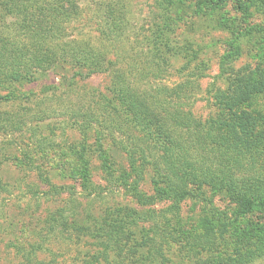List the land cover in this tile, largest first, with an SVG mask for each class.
Returning a JSON list of instances; mask_svg holds the SVG:
<instances>
[{
	"label": "rangeland",
	"instance_id": "374dc122",
	"mask_svg": "<svg viewBox=\"0 0 264 264\" xmlns=\"http://www.w3.org/2000/svg\"><path fill=\"white\" fill-rule=\"evenodd\" d=\"M161 1L0 0V36L12 46L8 56L14 55L7 59L13 69L0 72V114L11 128L0 131V264H264V207L236 217L246 207L202 189L206 203L186 200L164 213L171 202L141 205L117 178L129 174L119 142L126 143V136L110 139L108 125L114 123L99 120L106 110L90 103L101 95L111 99L116 83L166 97L169 109L201 123L205 132L219 131L241 151L248 146L250 152L239 153L246 162L256 160L264 178L259 126L224 136L216 99L239 95L251 78L264 81V14L237 11L230 0L201 7L199 0H183L168 18ZM86 48L94 52L90 65L102 72L77 65ZM31 63L43 68L19 78ZM117 73L127 79L118 82ZM125 110L119 108L118 125ZM148 126L137 135L152 133ZM251 164L244 162L240 171L250 175L245 171ZM148 168L138 186L151 196L165 184ZM128 181L136 185L137 178ZM213 212L223 216L221 222ZM111 218L117 222L105 225ZM130 218L120 240L131 242L107 251L99 236Z\"/></svg>",
	"mask_w": 264,
	"mask_h": 264
},
{
	"label": "trees",
	"instance_id": "16d2710c",
	"mask_svg": "<svg viewBox=\"0 0 264 264\" xmlns=\"http://www.w3.org/2000/svg\"><path fill=\"white\" fill-rule=\"evenodd\" d=\"M226 1L229 0H218L215 5H220ZM230 1H233L234 8L237 11H242V13L253 8L255 11L264 14V0ZM198 3V7L206 4L212 5L213 0H199ZM181 4H183V0L161 1V6L164 7L163 10L168 18H170L169 12H174L171 9ZM224 28L232 30V26L227 24H224ZM10 48L12 46H10L9 42L0 36V72L13 69V63L7 61L8 58H13L14 56H8ZM89 49L86 48L78 52V56L85 59L82 60L81 58V61L77 59V65L85 68L91 67L96 73L102 72L99 70L100 66L90 65V58L94 52L92 53ZM18 58L16 57L13 60H18ZM29 64L27 63L26 65ZM42 68L40 63H31L27 70L21 71L19 78L26 80L35 75V70ZM14 71L18 76L17 71ZM118 74L115 75L118 82L122 83L123 78L127 79V74L124 73L123 78ZM129 74L133 75L132 72H129ZM137 81L143 82V78L135 77L134 82L136 83ZM141 82L139 87L142 84ZM123 85L121 86L120 83L114 84L113 90L109 92V95L112 96L111 99L101 95L95 103L93 101L90 103L106 110V113L97 115L99 120L105 119L114 123L112 127L108 125L110 139L116 140V135L120 133L126 136V143L123 140L119 142L122 151L127 155L129 174L124 173L117 178L124 185L125 190L141 205L146 206L169 201L171 205L164 213H171L179 210L186 200H200L202 198V202L206 203L207 195L202 189H209L214 195L223 193L234 199L237 205L240 204L242 208L246 207L244 211L236 214V217H242L246 212H250L257 206L264 207V178H262V171L257 168L256 160L250 159L246 162L244 155L239 153L250 152L248 146L241 151L238 149L241 146L240 144L229 145L223 137L217 134L219 131L213 129L205 132L201 123L194 122L192 119L183 116L174 107L172 110L169 109L171 103L166 97L149 94L148 92L144 94L138 93L131 86L123 87ZM116 86H121V90L116 89ZM239 90V95L237 96L226 95L221 96V98L216 96L223 110L222 116L224 120L221 123L225 130L224 136L237 131L246 134V129L254 124L259 126L255 130V135H258L261 140L264 138V81L251 78L243 82ZM2 100L0 97V102ZM242 106H244L243 109H238V107ZM121 107L126 109V117L124 123L118 125L117 117ZM244 109L247 112L241 111ZM2 116L0 114V131H8L11 129H6L7 126H5L8 123V118ZM145 120L147 121L145 122ZM147 124H149L148 129L150 125L153 127V132H149L143 138H141L142 136L139 137L137 134H143V131H147ZM154 130H157V132L154 133ZM135 131L137 132L136 134L134 133ZM138 141L140 142L138 143ZM208 141H212V144ZM100 154L103 155L104 159L111 161L110 157L105 153L102 152ZM82 155L86 156L85 151L82 152ZM219 155L221 156L219 157ZM241 157L244 158L242 159ZM4 159V151L0 148V165L4 162ZM244 162L246 165L252 163L249 166L250 168L245 171L252 175H245L240 171ZM87 163L88 160H85L84 164L86 165ZM106 163L108 168V161ZM85 165L83 168H85ZM150 166L156 173L158 182L165 184V187L161 188L156 186L154 188L155 193L151 196L142 192L138 186ZM136 178V185H131L128 180ZM157 216H159L158 213L143 215L140 222H144V220L152 221ZM213 217L217 222H221L223 218L220 214L217 216L215 212H213ZM132 220L133 218H130L128 222L120 223L116 230L107 227L106 234L99 236V238L104 237L107 240V251H115L118 248L122 250L131 242L132 238L130 242L125 241V239L120 240V238L125 234L126 225L130 224L129 222H132ZM112 222L117 221L111 218L105 221L104 224ZM208 224L209 222L205 225ZM206 228L209 229V227ZM75 232L84 234L83 229L80 227H77Z\"/></svg>",
	"mask_w": 264,
	"mask_h": 264
}]
</instances>
